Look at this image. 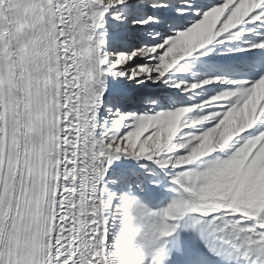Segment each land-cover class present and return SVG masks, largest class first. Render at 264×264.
I'll use <instances>...</instances> for the list:
<instances>
[{
	"label": "snow or ice",
	"instance_id": "obj_1",
	"mask_svg": "<svg viewBox=\"0 0 264 264\" xmlns=\"http://www.w3.org/2000/svg\"><path fill=\"white\" fill-rule=\"evenodd\" d=\"M0 264H264V0H0Z\"/></svg>",
	"mask_w": 264,
	"mask_h": 264
}]
</instances>
